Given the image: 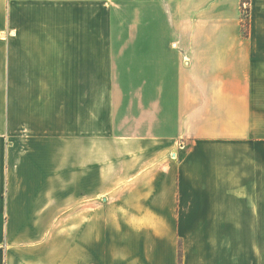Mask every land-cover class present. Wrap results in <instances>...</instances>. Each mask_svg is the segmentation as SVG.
Wrapping results in <instances>:
<instances>
[{"label": "crops", "instance_id": "obj_1", "mask_svg": "<svg viewBox=\"0 0 264 264\" xmlns=\"http://www.w3.org/2000/svg\"><path fill=\"white\" fill-rule=\"evenodd\" d=\"M14 3L0 264H264V0Z\"/></svg>", "mask_w": 264, "mask_h": 264}, {"label": "rangeland", "instance_id": "obj_2", "mask_svg": "<svg viewBox=\"0 0 264 264\" xmlns=\"http://www.w3.org/2000/svg\"><path fill=\"white\" fill-rule=\"evenodd\" d=\"M16 5H18V15L20 12L19 4H15L14 0H0V123L2 122L3 113L8 110V102L12 98V84L8 81L7 76V60H8V43H13L14 27H15V13ZM242 9H249L248 4L243 3ZM247 14L246 12L244 13ZM243 16V13H242ZM39 19H33L34 25H46L45 21ZM102 24L107 26V16L103 15ZM244 33V32H243ZM11 96V98H10ZM10 99V100H9ZM11 103V102H10ZM5 110V111H4ZM4 111V112H3ZM8 117V114L6 115ZM8 121V120H7ZM8 123V122H7ZM106 132L103 131L102 140V170H113V164L109 162V156L113 154V146L107 140ZM113 163V162H112Z\"/></svg>", "mask_w": 264, "mask_h": 264}, {"label": "trees", "instance_id": "obj_3", "mask_svg": "<svg viewBox=\"0 0 264 264\" xmlns=\"http://www.w3.org/2000/svg\"><path fill=\"white\" fill-rule=\"evenodd\" d=\"M247 13L246 15L244 13ZM242 13H243V16H242V22H243V32H244V35L247 37L248 34H249V9H242Z\"/></svg>", "mask_w": 264, "mask_h": 264}]
</instances>
